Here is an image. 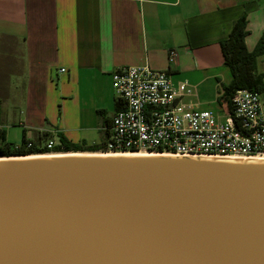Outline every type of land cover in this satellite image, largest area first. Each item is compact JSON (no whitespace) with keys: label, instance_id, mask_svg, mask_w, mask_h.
Instances as JSON below:
<instances>
[{"label":"water","instance_id":"obj_1","mask_svg":"<svg viewBox=\"0 0 264 264\" xmlns=\"http://www.w3.org/2000/svg\"><path fill=\"white\" fill-rule=\"evenodd\" d=\"M25 156L0 157V264H264V159Z\"/></svg>","mask_w":264,"mask_h":264},{"label":"crops","instance_id":"obj_2","mask_svg":"<svg viewBox=\"0 0 264 264\" xmlns=\"http://www.w3.org/2000/svg\"><path fill=\"white\" fill-rule=\"evenodd\" d=\"M243 15L253 51L264 38V0H0V106L8 108L0 128L14 113L29 140L60 133L100 143L115 106L111 75L143 65L186 82L185 103L216 112L231 81L219 44ZM256 72L264 74V55Z\"/></svg>","mask_w":264,"mask_h":264},{"label":"built area","instance_id":"obj_3","mask_svg":"<svg viewBox=\"0 0 264 264\" xmlns=\"http://www.w3.org/2000/svg\"><path fill=\"white\" fill-rule=\"evenodd\" d=\"M174 57L171 51L169 58ZM111 80L118 108L111 117L102 154L264 159L260 94L236 90L215 112L185 103L188 84L174 83L167 71L147 65L123 67ZM54 145V141L46 142L48 149Z\"/></svg>","mask_w":264,"mask_h":264},{"label":"trees","instance_id":"obj_4","mask_svg":"<svg viewBox=\"0 0 264 264\" xmlns=\"http://www.w3.org/2000/svg\"><path fill=\"white\" fill-rule=\"evenodd\" d=\"M246 17L243 15L236 20L231 28L228 37L219 44L223 63L228 68L231 81L222 87V91L217 98V104L222 106L226 103L234 91L246 89L258 94L264 92V74L256 72V58L264 55V38H261L253 51H248L245 46ZM118 108L115 102L114 111ZM110 125L105 130V140L100 143L87 144L83 141L73 143L67 140L62 134L41 133L34 140L25 137L22 132L21 141L18 145L12 146L5 140V132L0 128V157L24 156V155H44L55 153H97L105 151V141L108 137ZM54 141L55 145L48 149L47 141Z\"/></svg>","mask_w":264,"mask_h":264},{"label":"rangeland","instance_id":"obj_5","mask_svg":"<svg viewBox=\"0 0 264 264\" xmlns=\"http://www.w3.org/2000/svg\"><path fill=\"white\" fill-rule=\"evenodd\" d=\"M14 81L13 78L10 79V82L12 83ZM261 98V104H262V112L264 114V102L262 103ZM209 108H212L213 110H217V107L215 104L211 105ZM208 108H199L198 110H206ZM8 110L7 106H0V113L4 114V111ZM2 114V115H3ZM14 113H11L9 116L10 122H8V127L5 130V140L7 143H9L12 146H16L20 143L21 137H22V128L17 125L16 117L13 116ZM71 153V152H69ZM81 153V152H78ZM55 154H67V153H55ZM83 154H93V155H100L102 152H97V153H83Z\"/></svg>","mask_w":264,"mask_h":264},{"label":"bare ground","instance_id":"obj_6","mask_svg":"<svg viewBox=\"0 0 264 264\" xmlns=\"http://www.w3.org/2000/svg\"><path fill=\"white\" fill-rule=\"evenodd\" d=\"M61 155L62 154H45V155H33V156H25V157H17V158L57 157V156H61ZM103 155H105V154H103ZM12 158H14V157H12ZM0 160H3V159H0Z\"/></svg>","mask_w":264,"mask_h":264}]
</instances>
